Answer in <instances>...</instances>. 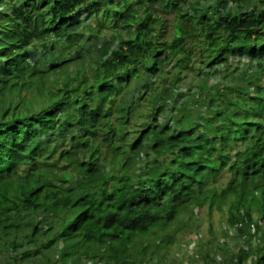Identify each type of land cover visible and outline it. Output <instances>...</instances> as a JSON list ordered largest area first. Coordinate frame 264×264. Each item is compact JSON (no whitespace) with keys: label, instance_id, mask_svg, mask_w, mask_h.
<instances>
[{"label":"trees","instance_id":"obj_1","mask_svg":"<svg viewBox=\"0 0 264 264\" xmlns=\"http://www.w3.org/2000/svg\"><path fill=\"white\" fill-rule=\"evenodd\" d=\"M203 209L264 264V0H0V264H160Z\"/></svg>","mask_w":264,"mask_h":264},{"label":"rangeland","instance_id":"obj_2","mask_svg":"<svg viewBox=\"0 0 264 264\" xmlns=\"http://www.w3.org/2000/svg\"><path fill=\"white\" fill-rule=\"evenodd\" d=\"M196 1V0H194ZM203 3H208L209 0H199ZM171 14H166L164 17L170 18ZM187 79H185V83ZM220 214L216 211H213L209 216L205 209L198 210L193 212L191 220H189L181 231L176 236V241L170 245L166 250L163 248L162 251H159L157 255L156 248L152 247L154 250L156 259H159L160 264H204L200 260L202 255L209 254V256H215L217 253L222 255L223 245L217 241L220 245L216 247V244L205 245L208 241V232L209 229L214 231V234L217 235V238H223V243L226 244L232 243L230 239L233 235L230 232L228 238L225 235V230L223 226H220ZM185 221V218H184ZM183 232L185 233L183 235ZM233 243H238L241 245L243 243L242 238L238 240V243L234 241ZM232 246V245H231ZM230 248H235V245ZM226 249V248H225ZM232 249H228L229 251ZM219 259V258H218ZM29 264H43L40 260H34Z\"/></svg>","mask_w":264,"mask_h":264}]
</instances>
